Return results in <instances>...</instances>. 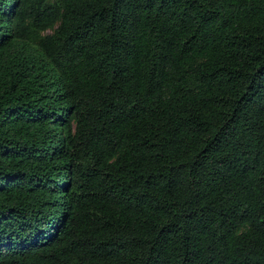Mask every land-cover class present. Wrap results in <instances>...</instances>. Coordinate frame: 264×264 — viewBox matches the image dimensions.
<instances>
[{
	"label": "trees",
	"instance_id": "1",
	"mask_svg": "<svg viewBox=\"0 0 264 264\" xmlns=\"http://www.w3.org/2000/svg\"><path fill=\"white\" fill-rule=\"evenodd\" d=\"M0 264H264V0H0Z\"/></svg>",
	"mask_w": 264,
	"mask_h": 264
}]
</instances>
